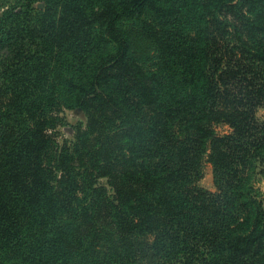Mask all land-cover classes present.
Wrapping results in <instances>:
<instances>
[{"label":"trees","instance_id":"obj_1","mask_svg":"<svg viewBox=\"0 0 264 264\" xmlns=\"http://www.w3.org/2000/svg\"><path fill=\"white\" fill-rule=\"evenodd\" d=\"M259 176L264 0H0V264H264Z\"/></svg>","mask_w":264,"mask_h":264},{"label":"rangeland","instance_id":"obj_2","mask_svg":"<svg viewBox=\"0 0 264 264\" xmlns=\"http://www.w3.org/2000/svg\"><path fill=\"white\" fill-rule=\"evenodd\" d=\"M36 6L40 9L43 8L44 3L38 2ZM142 17H131L124 19L120 23L121 29L124 31L132 46V52L134 57L144 66H148L150 58L155 55V48L149 38L143 33L142 30ZM62 120L57 127L56 135L58 140L72 142L75 139V133L78 127L84 126L87 118L81 108L77 109H64L60 114ZM218 132L223 133L228 131V127L220 125L217 127ZM213 167L207 157H205L203 164L202 177L199 180V184L209 190H215L213 181ZM256 188L261 195L264 196V176H259L255 182Z\"/></svg>","mask_w":264,"mask_h":264}]
</instances>
